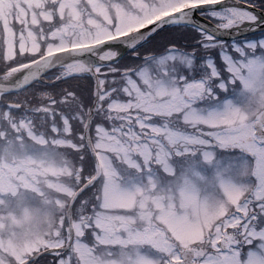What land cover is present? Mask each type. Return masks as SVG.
<instances>
[{
    "label": "snow or ice",
    "instance_id": "obj_1",
    "mask_svg": "<svg viewBox=\"0 0 264 264\" xmlns=\"http://www.w3.org/2000/svg\"><path fill=\"white\" fill-rule=\"evenodd\" d=\"M0 264H264V0H0Z\"/></svg>",
    "mask_w": 264,
    "mask_h": 264
}]
</instances>
